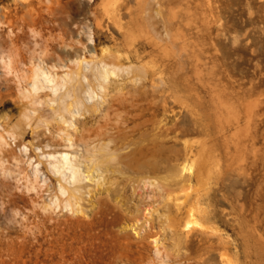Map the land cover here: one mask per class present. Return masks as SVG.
Listing matches in <instances>:
<instances>
[{
    "label": "bare ground",
    "instance_id": "bare-ground-1",
    "mask_svg": "<svg viewBox=\"0 0 264 264\" xmlns=\"http://www.w3.org/2000/svg\"><path fill=\"white\" fill-rule=\"evenodd\" d=\"M125 2H104L96 22L99 30L119 33L121 44L116 35L114 43L107 44L98 31L91 32L90 41L81 43L82 48L66 37L73 31L72 23L60 0H26L23 14H18V8L15 14L4 13L13 34L9 48L0 45V81L15 83L20 108L15 123L11 124L10 118L0 120L4 213L16 209L19 201L26 199L25 194L47 192L49 199L42 204L32 199L31 211L25 216L33 218L35 227L49 232V225L61 211L86 214L109 197L121 202V183L133 188L137 183L155 186L163 191L161 196L169 207L162 215L171 230L174 257L161 235L147 228L159 207L148 208L150 217L141 223L137 217L125 220L124 228L131 227L140 243L151 242L162 260L172 258L171 264H242L232 261L222 235L221 261L216 260L213 248L205 255L183 250L184 246L197 250L186 229L191 224L205 227L210 210L204 206L200 191L188 201L181 193L187 184L191 187L192 181L204 178L216 157V146L228 142L229 132L242 118L230 95L220 93V84L224 90L228 86L222 84V70L218 73L216 69L220 31L226 25L222 11L230 2L178 0L168 19L158 6L139 4L136 11L129 7L128 20L122 21ZM14 28L20 32L14 33ZM58 28L63 34L54 33ZM28 31L42 43L39 51L30 50L26 55L17 41ZM165 70L171 73L168 79L162 75ZM133 72L131 81L137 84L140 80L141 84L125 91L118 82V92L108 97L112 77ZM185 92L194 96L204 111L187 105ZM201 131L210 139L198 140L195 135ZM30 134L33 140L26 141ZM187 135L194 137L188 139ZM11 178L18 181L19 190L12 188ZM185 205L189 219L182 223ZM128 240L129 236L121 244L131 250ZM177 260L180 262L173 263Z\"/></svg>",
    "mask_w": 264,
    "mask_h": 264
},
{
    "label": "rangeland",
    "instance_id": "rangeland-1",
    "mask_svg": "<svg viewBox=\"0 0 264 264\" xmlns=\"http://www.w3.org/2000/svg\"><path fill=\"white\" fill-rule=\"evenodd\" d=\"M60 1L66 7L65 14L72 23L70 27L73 31L66 37L76 47L82 48L81 43H88L90 34L98 31L107 39V44L114 43L113 35L118 37L121 44V35L114 29L99 30L96 26L97 16H102L103 3L108 0ZM249 1L250 4L246 5L242 0H229L228 9L222 11V21L226 25L220 31L222 35L216 49L219 59L216 69L218 73L222 70V84L228 88L224 90L225 86L220 84L219 89L227 97L230 95V101L239 109L242 118L240 125L229 132L228 142L216 146V157L208 165L210 168L207 167L204 178L192 181L191 187L187 184L186 190L181 193L188 201L200 191L204 206L210 210V218L203 220L205 227L191 224L186 229L188 238L193 240L197 250L193 251L187 246L183 250L192 252V255H205L208 249L213 248L217 250L214 255L216 260L221 261L219 235H222L228 242L232 261L264 264V0ZM25 3L26 0H0L1 46L9 48L8 41L10 34H13L5 22L4 13L8 10L15 14L18 8V14H23ZM177 3L178 0H142L137 3L126 0L121 9L122 21L128 20V8L136 11L139 4L158 6L164 18L168 19ZM13 31L20 32L18 28ZM62 32L60 28L54 31L58 35ZM36 41L41 42L35 45ZM17 43L20 50L29 55L30 50L41 49L42 40L36 39L28 31ZM235 46L240 49L236 50ZM146 59L151 60L152 57ZM2 71L0 66V75ZM135 73L126 74V77L113 76L112 93L108 97L118 92L115 88L118 82L124 85L125 91L134 90L140 85V80L135 84L130 79ZM162 75L168 79L171 73L165 70ZM184 95L187 105H196L204 111L201 105L195 103L194 96L187 92ZM18 104L19 93L15 83L0 81V120L5 122L10 118L11 124L15 123L20 118ZM175 107L179 109L180 105L176 104ZM162 116L160 114L159 117ZM195 136L200 141L210 139L205 131ZM193 137L187 135L188 139ZM32 140L30 134L26 141ZM13 147L17 148L15 145ZM17 184L18 181L11 178L10 185L14 190H19ZM124 184L120 185L124 198L121 202L104 197L106 203L97 202L86 214L61 211L49 225V232L35 227L33 218L25 216L31 211L32 199L35 197L42 204L49 199L47 192L25 194L26 199L19 201L17 210L11 208L7 213H4L0 199V264H171L172 258L162 260L151 242L144 240L140 243L131 227L124 228L125 220L129 217H137L141 223L150 217L148 208L159 207L147 228L161 235L174 257L171 230L162 215L169 209L167 201L161 196L163 191L155 186L137 183L133 188L130 184ZM174 186L171 185L172 188ZM187 210L188 206L185 205L181 214L182 223L189 219ZM128 236L133 247L131 250L121 244V240ZM176 262L180 261L173 263Z\"/></svg>",
    "mask_w": 264,
    "mask_h": 264
}]
</instances>
